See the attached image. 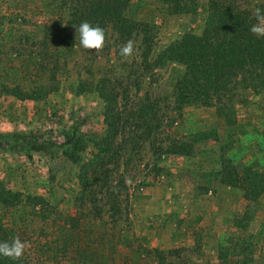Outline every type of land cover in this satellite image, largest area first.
<instances>
[{
  "label": "rangeland",
  "instance_id": "rangeland-1",
  "mask_svg": "<svg viewBox=\"0 0 264 264\" xmlns=\"http://www.w3.org/2000/svg\"><path fill=\"white\" fill-rule=\"evenodd\" d=\"M228 1L252 25L264 9V0ZM208 2L170 13L160 0H130L124 14L152 24L145 62L142 36L122 42L110 23L102 51L79 44L73 11L94 10V0H0V134L64 142L71 113L88 114L78 163L28 159L0 140V183L15 193L0 201V242H27L28 264H264V188L246 199L219 174L226 161L264 176V72L255 86L239 74L225 105L177 112L184 65L159 58L185 33H202ZM204 129L218 137L192 154L162 151Z\"/></svg>",
  "mask_w": 264,
  "mask_h": 264
},
{
  "label": "trees",
  "instance_id": "trees-1",
  "mask_svg": "<svg viewBox=\"0 0 264 264\" xmlns=\"http://www.w3.org/2000/svg\"><path fill=\"white\" fill-rule=\"evenodd\" d=\"M92 8L74 9L72 24L80 25L88 21L100 26L106 32V25L111 24L119 39L127 41L133 33L142 36L143 59L147 62L153 46L152 24L146 21L134 20L124 14L130 0H94ZM164 10L170 13L193 12L196 10L195 0H160ZM82 5V4H81ZM90 10V11H89ZM252 23L247 11L238 9L228 0H209L205 26L201 34L185 33L180 39L169 44L159 58L177 61L184 65L182 76L174 85V107L180 112L186 105L202 103L212 105L223 104L224 98L233 95L237 77L253 81L254 77L264 72V37H257L250 32ZM254 82V81H253ZM257 81L255 80L253 86ZM260 84L264 87V81ZM258 86V85H257ZM7 89V87L5 88ZM107 108L106 123L109 139L113 136V114ZM70 138L64 142L32 141L23 134H0V140L19 153L32 159L34 154L39 159L48 162L59 157H65L73 163H78L79 151L85 147V134L82 125L88 120V114L71 113ZM137 126V124H136ZM106 136V138H107ZM190 140H179L163 148L170 154L190 155L194 151V143L198 141L216 140L215 129L197 130L189 134ZM108 140V138H107ZM219 174L222 183L230 186H241L246 199L256 198L264 188V176L257 172H249L242 176L229 162L223 161ZM84 178V175L81 177ZM15 195L2 187L0 183V201H5L8 195ZM102 250V249H100ZM0 264H28L25 260H12L0 256Z\"/></svg>",
  "mask_w": 264,
  "mask_h": 264
},
{
  "label": "clouds",
  "instance_id": "clouds-1",
  "mask_svg": "<svg viewBox=\"0 0 264 264\" xmlns=\"http://www.w3.org/2000/svg\"><path fill=\"white\" fill-rule=\"evenodd\" d=\"M256 23L250 28V32L257 37H264V9L256 7L252 13ZM76 31L79 34V44L87 50H94L100 52L105 46V30L100 26L92 25L88 21L80 23L79 27H76ZM134 45L131 40L126 42L121 47L120 54L127 60L133 55ZM127 183H131L128 179ZM29 245L27 242H22L18 237L14 238L11 242H0V256L10 258L12 260H19L24 255L25 249Z\"/></svg>",
  "mask_w": 264,
  "mask_h": 264
}]
</instances>
